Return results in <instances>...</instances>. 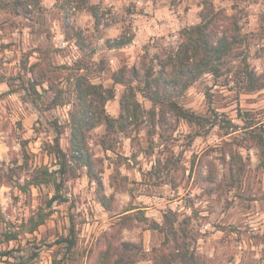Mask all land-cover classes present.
<instances>
[{"label":"clouds","instance_id":"clouds-1","mask_svg":"<svg viewBox=\"0 0 264 264\" xmlns=\"http://www.w3.org/2000/svg\"><path fill=\"white\" fill-rule=\"evenodd\" d=\"M0 264H264V0H0Z\"/></svg>","mask_w":264,"mask_h":264}]
</instances>
